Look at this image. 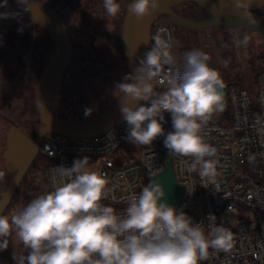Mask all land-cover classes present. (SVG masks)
Segmentation results:
<instances>
[{"label": "clouds", "instance_id": "1", "mask_svg": "<svg viewBox=\"0 0 264 264\" xmlns=\"http://www.w3.org/2000/svg\"><path fill=\"white\" fill-rule=\"evenodd\" d=\"M21 3L22 0H21ZM243 19L254 24L253 0H233ZM107 15L116 17L117 0H103ZM160 7V0H132L128 12L143 20ZM152 43L135 72L116 85L122 95L119 111L127 124L128 142L149 146L160 137L169 156L189 161L188 171L199 175L202 186L217 177V149L202 135L213 115L225 107L220 73L210 66L209 55L192 49L184 53L183 67L176 66L170 42L161 34ZM248 36L236 41L247 44ZM167 66V70H165ZM163 91H156L157 86ZM84 111L85 117L92 114ZM171 116L172 131L165 133L164 114ZM6 173L0 171V181ZM157 171L139 193L127 198L124 215L105 203L110 189L107 177L91 170L88 157L71 167L53 169L51 191L32 199L11 215L0 214V251L9 247L10 236L23 245L26 255L12 258L16 264H202L209 250L229 252L233 234L202 222L170 206Z\"/></svg>", "mask_w": 264, "mask_h": 264}, {"label": "built area", "instance_id": "2", "mask_svg": "<svg viewBox=\"0 0 264 264\" xmlns=\"http://www.w3.org/2000/svg\"><path fill=\"white\" fill-rule=\"evenodd\" d=\"M158 32L170 42L174 54L173 27L160 18L151 26L148 50L154 43L151 37ZM176 66L182 68L177 59ZM259 67L254 94L247 88L224 87L225 107L216 115L224 116L228 110L231 120L209 122L203 129L205 140L217 149L214 184L202 186L199 175L188 171L189 161L169 156L164 137L149 146L128 142L127 124L122 119L93 136L45 135L38 154L46 159L48 191L52 190L54 168L71 167L74 160L87 156L91 170L103 173L109 181V198L103 203L124 215L128 196L140 192L150 172L161 173L170 157L179 182L185 186L183 198L173 207L194 223L202 222L206 233L210 230L208 215L213 214L215 224L233 234L229 252L210 249L202 264H264V58ZM156 91H163V87L158 85ZM162 123L165 133L172 131L169 113L164 114Z\"/></svg>", "mask_w": 264, "mask_h": 264}, {"label": "rangeland", "instance_id": "3", "mask_svg": "<svg viewBox=\"0 0 264 264\" xmlns=\"http://www.w3.org/2000/svg\"><path fill=\"white\" fill-rule=\"evenodd\" d=\"M7 1L10 0H0V6ZM40 1H46L57 8L65 18L68 27L71 28L75 37H80L82 34L80 31V22L85 16L84 7L94 6L93 8H95L94 10L98 19L99 32L103 35V44L99 48L91 46V41H89V46H86V42L81 40L75 44L70 62L71 70L63 78L59 115L66 119H79L85 117L84 111L86 108L93 110L90 116L103 111L120 97L121 93L115 91L116 85L123 82L124 78L131 73L130 63L122 43V36L120 35L118 44L115 42V37L110 38V41L108 40V35L116 29L117 20L120 23V29H122L123 18L131 0H117L121 6V10L116 17L106 14L103 7V0ZM88 18L89 23L93 22L91 15ZM161 20L163 21V19ZM76 29L78 30L77 33L75 32ZM43 31L41 27H36L30 21H21L8 30V34L17 35L13 42L16 45H8V48H33L37 42L33 36L36 34L37 36L40 35L43 37ZM216 31L217 39L214 41L193 39L186 36L175 38L176 46L174 54L178 63L183 67L184 53L192 49H200L209 55L210 66L220 73L226 87L236 85L254 92L257 88L259 63L264 58V32L260 33L249 30L236 31L228 28L217 29ZM18 34H26L27 36L20 37ZM244 35L248 36V43H236ZM101 42L99 41L100 44ZM43 43L44 41L41 40V44ZM108 46L111 47L110 52L114 51V53L112 54L113 58L107 60V55L105 54L104 57L103 53L107 52ZM50 49L51 53L45 51V55L42 54V60H47L50 57L53 51L52 45ZM86 49H90L89 53H87ZM94 53L99 55L97 58L100 61H104L99 64L102 66L99 71L92 67V65L96 68L99 66L96 64L97 60L95 59L97 58H94ZM7 55V63L0 60V73H3L4 70L9 72V75H5L2 78L0 74V89L2 91L15 89L19 84L18 81L20 78V68L16 65L15 61L17 59L15 57L16 54L14 52H8ZM86 64L88 67L85 66ZM85 74H88V77ZM4 82L7 84L4 85ZM12 102L19 104L20 100L12 99ZM212 119L223 121L225 118L224 116L215 114ZM4 132V125L0 119V144L5 142ZM0 171L7 172L5 168H0ZM9 181H0V189L5 188ZM47 191L48 182L44 164L39 170L32 166L27 178L20 184L4 214L11 215L14 211L19 210L28 203V197L30 202L37 196L36 194L40 195ZM8 240V249L0 251V264H16L12 258L13 252L16 253L18 258L27 253V250L16 240L14 235L10 236Z\"/></svg>", "mask_w": 264, "mask_h": 264}, {"label": "water", "instance_id": "4", "mask_svg": "<svg viewBox=\"0 0 264 264\" xmlns=\"http://www.w3.org/2000/svg\"><path fill=\"white\" fill-rule=\"evenodd\" d=\"M186 1L195 2L207 10L210 16L203 21H193L179 16L173 7ZM22 2L21 0H10L0 6V34L19 21H36L52 36L55 51L41 73L35 92V102L43 126L30 150L25 154L22 165L0 198V214H4L6 211L31 160L38 154L40 143L45 135L61 133L79 137L93 136L106 131L123 119L119 111V99L122 94L111 106L92 116L66 119L59 115V92L64 71L71 58L73 43L69 38L64 20L55 9L40 0H22ZM250 11L256 18L253 25L237 12L233 0H160L159 9L154 10L143 20L137 19L127 9L122 22V43L130 63L131 73L135 72L140 59L148 51L151 26L160 16L168 15L171 27L174 24L198 28L229 26L236 30L263 33L264 0H253ZM174 45L176 46L175 37ZM222 92L225 97V88L222 89ZM17 138L28 141L22 134ZM156 179L163 185L170 206L181 201L185 193V186L179 182L170 157H167V167L159 173Z\"/></svg>", "mask_w": 264, "mask_h": 264}, {"label": "flooded vegetation", "instance_id": "5", "mask_svg": "<svg viewBox=\"0 0 264 264\" xmlns=\"http://www.w3.org/2000/svg\"><path fill=\"white\" fill-rule=\"evenodd\" d=\"M46 3V2H45ZM48 4L50 7L55 9L59 15L62 17L64 20V23L66 25L68 35L70 40L73 43V49L77 41H84L86 42V46H89V41L92 42L90 43L91 46L95 48H99V46L103 44V35L99 32L98 28V22H97V17H96V12L95 8L90 7V6H85L84 7V13L85 16L84 18L81 19V36L80 37H75L74 33L71 31V28L68 27V24L63 17V15L57 10V8L49 3ZM173 10L181 17L193 20V21H203L207 19L210 16V13L197 5L195 2L192 1H186L183 3H180L176 6L173 7ZM91 15L93 22L89 23V18L88 16ZM160 20L163 19V21L168 22V15L164 14L159 17ZM30 21L33 23L36 27L42 28L44 31L42 32L43 37L40 35H34L33 37L35 40H37L36 44H34L33 48H14V49H9L8 45L15 46L16 44L14 42V38L17 36L15 34H8V30L11 29V27L4 31L3 33L0 34V60L3 62L8 61L7 59V53L8 52H14L16 55L15 57L17 58L16 65L20 68V78L18 81V86H16L15 89H6L5 91H0V119L3 122L4 125V136H5V142L3 144H0V168L3 169L5 168L6 175L4 180H10L7 183V186L11 182V180L14 178L16 175L17 171L19 170L20 166L22 165V162L24 161L25 154L30 150L31 145L35 142L42 126L43 123H41V119L37 110L36 102H35V92H36V87L38 84V81L40 79L41 73L43 69L45 68L46 64L52 57L54 51H55V43L53 41L52 36L49 34V32L38 22L32 21V20H26ZM169 23V22H168ZM15 25H12V27ZM114 26V25H113ZM173 34L174 37H181V36H186L188 38H193V39H199V40H211L214 41L217 39L216 37V30L217 29H222V28H228V29H234L233 27L229 26H212V27H189V26H184V25H178L174 24L173 26ZM115 28V27H114ZM77 29L75 32L77 33ZM236 31H240L236 30ZM20 37H23L26 34H18ZM120 35L122 36V29H120V23H118V20L116 22V29L113 33L108 35V40L110 41V38L115 37V42L118 44L119 43V37ZM27 36V35H26ZM41 40L44 41L43 44H41ZM99 41H102L101 44ZM108 43V42H107ZM52 45L53 51L50 57L46 60H42V54L44 52L51 53L50 46ZM113 48V47H112ZM73 49L71 53V58L73 54ZM111 47H107V52L103 53V56L106 54L107 55V60L113 58L112 54L114 51L110 52ZM114 49V48H113ZM95 50V49H94ZM93 50V51H94ZM97 50V49H96ZM87 53H89L90 49H86ZM94 58H97L95 53L93 54ZM105 57V56H104ZM71 58L68 63V66L66 70L64 71L63 77H62V83H63V78L64 75L71 70ZM104 59V58H103ZM97 60L96 64H101L100 62H104L103 60L100 61L99 58L95 59ZM87 63H89L88 60H86ZM85 66L88 67L86 64ZM93 69L99 71L100 67L98 66L97 68L93 66ZM2 77L5 75H9V72L6 70L3 71V73H0ZM88 77V74H85ZM3 83V82H2ZM62 83L60 87V92H59V98H58V111H59V106H60V96L62 94ZM7 84L4 82V85ZM68 95L70 96V93L68 92ZM12 99L20 100L19 104H14L12 102ZM22 134L25 136L28 141L20 140L18 135ZM38 155V154H37ZM37 155L31 160L28 168L26 169L19 185L17 186L15 192L12 195V198L8 204L10 205L14 195L16 194L20 184L22 181L27 178L31 167L34 163V160L36 159ZM10 176V177H9ZM9 177V178H8ZM1 188L0 189V198L4 192V190L7 188ZM8 208V207H7ZM5 213V212H4Z\"/></svg>", "mask_w": 264, "mask_h": 264}, {"label": "trees", "instance_id": "6", "mask_svg": "<svg viewBox=\"0 0 264 264\" xmlns=\"http://www.w3.org/2000/svg\"><path fill=\"white\" fill-rule=\"evenodd\" d=\"M44 2H46V1H44ZM47 3V2H46ZM22 21H26V20H22ZM19 22H21V21H19ZM19 22H17V23H19ZM17 23H15L14 25H16ZM12 27V26H11ZM180 64V63H179ZM259 73V72H258ZM231 86H233V87H236V88H245V87H240V86H236V85H231ZM231 86H227L226 88L228 89V88H230ZM250 91V90H249ZM256 91V90H255ZM255 91L254 92H252V91H250L252 94H254L255 93ZM224 118L226 119V120H231V116H230V113H229V111L227 110L225 113H224ZM170 120H171V116H170ZM213 121H216L215 119H212L211 118V120L209 121V122H213ZM44 164V166H45V168H46V174H47V165H46V159L44 158V157H42L40 154H38L37 155V157H36V159L34 160V163H33V165L32 166H34L37 170H39L40 168H41V166ZM26 179V178H25ZM24 179V180H25ZM29 187H31L30 185H28ZM33 188V187H32ZM37 196H38V194H36ZM36 196V197H37ZM28 203H29V197H28Z\"/></svg>", "mask_w": 264, "mask_h": 264}]
</instances>
